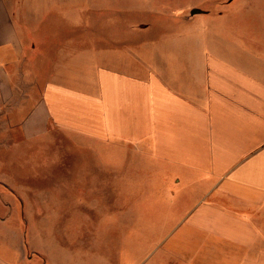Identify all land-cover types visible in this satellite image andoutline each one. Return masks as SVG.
I'll use <instances>...</instances> for the list:
<instances>
[{
	"label": "crops",
	"instance_id": "crops-1",
	"mask_svg": "<svg viewBox=\"0 0 264 264\" xmlns=\"http://www.w3.org/2000/svg\"><path fill=\"white\" fill-rule=\"evenodd\" d=\"M52 1L0 0V155L57 146L58 135L116 145L125 162L141 165L130 184L149 181L162 193L131 200L132 218L149 224L153 214L163 221L177 212L155 264H264V36L234 39L225 26L196 22L146 40L126 61L119 39L58 37L42 21ZM145 23L119 26L115 16L109 26ZM43 26L48 37L36 32ZM105 44L116 45L113 56ZM0 157L2 184H13L11 162ZM125 167L116 184H128ZM152 228L134 233L140 246H152ZM7 231L16 240L0 264L57 263L46 251L26 252L25 231ZM60 247L66 264L71 245Z\"/></svg>",
	"mask_w": 264,
	"mask_h": 264
},
{
	"label": "rangeland",
	"instance_id": "rangeland-1",
	"mask_svg": "<svg viewBox=\"0 0 264 264\" xmlns=\"http://www.w3.org/2000/svg\"><path fill=\"white\" fill-rule=\"evenodd\" d=\"M52 4L55 6L51 5L49 12H43L46 17L42 21L57 26L53 31H58V37L102 38L106 43L119 39L117 45L126 61H129V53H136L146 40L172 37L192 28L196 22L214 29L225 26L227 35L234 39L264 36V0H53ZM196 9L202 13L192 15ZM115 16L119 26L146 22L150 27L113 29L109 23ZM82 22L93 28L75 29ZM47 30V26H43L36 32L48 37ZM102 47L113 53L112 56L118 50L116 45ZM113 59L106 58L105 61L114 62L109 61ZM15 80L21 83L20 77ZM4 132L0 125V138ZM56 140L57 146L27 145L16 153L0 155L2 160L11 162L13 183L2 184L0 161V209H6L4 215H0V252L9 250L10 243L16 240L7 230L19 229L25 231L26 252L33 255L35 250L46 251L58 260L56 264H60L58 250L64 245H71V250L67 249L66 264H116L117 259L122 264H134L146 255H149L146 264L164 259L163 235L167 225L174 223L172 216L177 212L171 215V220L163 221L157 220L162 213L153 214L149 224L146 220L132 218L131 200L162 196L149 181L148 184L143 181L145 185L141 189L130 184L133 178L139 179L141 165L125 162L128 155L124 150L116 149V145L81 139L72 143L60 135ZM125 163L128 184H116V169L121 170ZM149 225H153L151 231L156 234L152 237V246H140L137 242L140 238L134 233H145ZM32 262L41 261L35 256ZM61 262L64 264L65 261Z\"/></svg>",
	"mask_w": 264,
	"mask_h": 264
},
{
	"label": "water",
	"instance_id": "water-1",
	"mask_svg": "<svg viewBox=\"0 0 264 264\" xmlns=\"http://www.w3.org/2000/svg\"><path fill=\"white\" fill-rule=\"evenodd\" d=\"M201 13L202 11L196 9V10H193L192 15L201 14Z\"/></svg>",
	"mask_w": 264,
	"mask_h": 264
}]
</instances>
